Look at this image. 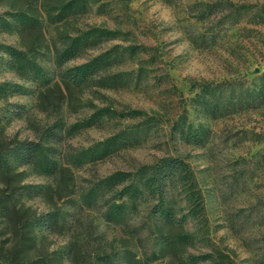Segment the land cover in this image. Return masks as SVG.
<instances>
[{
	"label": "rangeland",
	"instance_id": "rangeland-1",
	"mask_svg": "<svg viewBox=\"0 0 264 264\" xmlns=\"http://www.w3.org/2000/svg\"><path fill=\"white\" fill-rule=\"evenodd\" d=\"M263 72L264 0H0V264H264Z\"/></svg>",
	"mask_w": 264,
	"mask_h": 264
},
{
	"label": "trees",
	"instance_id": "trees-1",
	"mask_svg": "<svg viewBox=\"0 0 264 264\" xmlns=\"http://www.w3.org/2000/svg\"><path fill=\"white\" fill-rule=\"evenodd\" d=\"M9 54L14 56V53L16 52L13 47H8ZM87 64H84L83 66L78 67L75 69V71L68 73L65 72L63 74L66 81H68L70 84L78 85L83 80L87 73H89L87 69ZM82 68L85 70L82 71ZM259 85L256 88L247 90V95H249V98H251V103H247L248 106L252 104H259V102L264 101V72L259 76ZM212 112H215L214 107L211 108ZM181 132H184V129H182ZM39 144L38 143H23L16 147V153L20 158H22V161L26 164L34 163L36 161V153L38 150ZM5 159L2 155H0V167H2L5 164ZM147 167H143V178H146V183H149L150 186L154 191H158L160 193L163 192L162 184H164L165 179H178L183 178V170L186 168V164L183 162L182 159L176 158V157H165L162 160H160L159 163H157L153 168L152 173L149 175H146L145 170ZM129 174L126 172H120L114 174V176H118V179L116 181H122L124 180V175ZM176 176V177H175ZM132 186L128 185L124 189L130 190ZM132 188L131 190H133ZM132 192V191H131ZM160 214L162 220L165 221L168 225H174L177 221L175 219V214H172L171 212L167 211L165 212L164 209L161 207Z\"/></svg>",
	"mask_w": 264,
	"mask_h": 264
}]
</instances>
